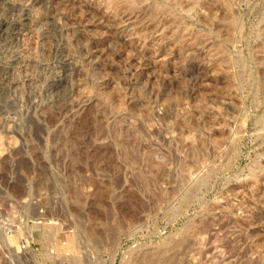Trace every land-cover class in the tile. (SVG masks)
<instances>
[{"label":"rangeland","instance_id":"374dc122","mask_svg":"<svg viewBox=\"0 0 264 264\" xmlns=\"http://www.w3.org/2000/svg\"><path fill=\"white\" fill-rule=\"evenodd\" d=\"M8 151L46 264H264V0H0Z\"/></svg>","mask_w":264,"mask_h":264},{"label":"built area","instance_id":"2783aa9c","mask_svg":"<svg viewBox=\"0 0 264 264\" xmlns=\"http://www.w3.org/2000/svg\"><path fill=\"white\" fill-rule=\"evenodd\" d=\"M0 159L9 167L0 171V264H46L51 260L64 263L69 254L58 246L66 245V240L52 239V232L54 236L68 234L75 228L64 189L54 192L51 205L42 192L32 187V177L28 178L22 170L17 152L8 151ZM21 181L26 182V194L14 190ZM42 227V240L52 239L43 250V262L35 234Z\"/></svg>","mask_w":264,"mask_h":264},{"label":"bare ground","instance_id":"6f19581e","mask_svg":"<svg viewBox=\"0 0 264 264\" xmlns=\"http://www.w3.org/2000/svg\"><path fill=\"white\" fill-rule=\"evenodd\" d=\"M18 28V27H17Z\"/></svg>","mask_w":264,"mask_h":264}]
</instances>
